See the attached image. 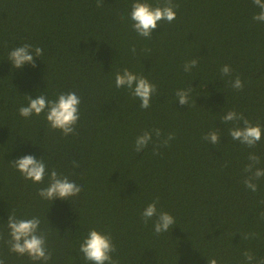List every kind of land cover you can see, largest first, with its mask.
Masks as SVG:
<instances>
[{
  "label": "trees",
  "instance_id": "1",
  "mask_svg": "<svg viewBox=\"0 0 264 264\" xmlns=\"http://www.w3.org/2000/svg\"><path fill=\"white\" fill-rule=\"evenodd\" d=\"M136 0H0V258L5 264H44L9 251L7 220L38 217L52 254L47 264H90L79 252L92 229L110 234L118 264H252L264 259V177L244 184L254 153L264 169V22L253 0H173L171 23L160 21L150 38L132 28ZM144 2V0H141ZM163 6L165 0H146ZM40 47L35 67L14 68L10 51ZM135 47L133 53L131 48ZM197 67L185 72L186 62ZM229 65L230 76L221 74ZM125 68L156 85L150 107L126 87L115 86ZM239 76L244 87L235 90ZM192 88L180 105L176 92ZM80 97L73 134L52 129L45 114L28 118L18 109L27 96L55 100L60 93ZM260 125V142L249 148L232 140L223 123L228 111ZM160 129L140 152L136 137ZM218 131L216 145L203 137ZM174 139L167 147L162 141ZM161 144L158 154L154 147ZM25 155L43 159V183L26 180L12 162ZM78 164L74 166L73 162ZM56 170L81 186L69 200H45L38 190ZM157 201V211L175 219L156 234L155 217L141 213ZM255 234V235H251ZM249 238L245 239L244 236Z\"/></svg>",
  "mask_w": 264,
  "mask_h": 264
},
{
  "label": "clouds",
  "instance_id": "2",
  "mask_svg": "<svg viewBox=\"0 0 264 264\" xmlns=\"http://www.w3.org/2000/svg\"><path fill=\"white\" fill-rule=\"evenodd\" d=\"M260 12L253 16L256 21L264 22V0H253ZM101 0H97V7H101ZM178 4H174L173 0H165L163 6L153 7L147 3L146 0H136L131 5L130 20L132 21V28L143 38H150L154 30L158 28L160 21H167L171 23L176 18L175 9ZM133 53L136 52L135 47L131 48ZM43 50L40 47L33 49L32 45L24 44L10 51L8 60L11 61L12 66L22 68L25 64H31L35 67L34 57H40ZM198 60L192 59L184 64L183 70L190 72L193 68L197 67ZM223 76H230L232 69L229 65H224L220 69ZM115 86L117 88L126 87L130 90L131 95L140 101L139 107L147 109L150 107L152 95L156 92V85L149 82L143 76H138L125 68L122 72H118L115 76ZM231 86L235 90H241L244 85L236 76L231 81ZM192 88L180 89L176 92V97L180 105L185 106L189 102V96ZM28 104L21 106L18 111L20 116L24 118L33 115L39 116L44 113L47 122L52 129L60 130L64 136L73 134L75 125L79 120V105L80 97L75 92L60 93L55 100H49L44 95H39L33 99L27 96ZM223 123L240 122L243 126H236L229 130V136L232 140L239 141L249 148H254L262 137V129L260 125H252V123L244 117L242 113L236 111H228L222 118ZM153 133L157 140L161 137L160 129L153 131H144L143 134L136 137L135 151L140 152L146 148L152 141ZM174 139V134L169 133L167 139L162 141V146L167 147L169 141ZM203 139L212 145L220 142V134L218 131H211L207 133ZM161 144L154 147L153 154H158V148ZM250 163L246 166L245 171L250 175L244 180L247 188L253 192L257 190V185L253 180L264 177V169L255 168L258 164L259 157L254 153H250L248 157ZM13 166L22 174L26 180H31L33 183H43L46 175V164L43 159H37L33 155H25L17 158L12 162ZM74 166L78 164L74 161ZM48 185L38 190V195L49 201L57 198L61 200H69L71 197L78 196L81 192V186L75 182L70 181L67 176L58 174L56 170H51L48 173ZM142 219L145 224L155 217L154 231L156 234L167 232L174 224V217L165 211H157V201L148 204L141 213ZM261 218H264V212L261 213ZM41 221L38 217L30 219H18L14 214H9L7 220V228L9 229L10 239L6 241L9 245V251L18 255H27L32 261H43L47 264L52 258L51 252L46 247V235L39 231ZM255 235V234H251ZM245 239L249 236L245 235ZM0 239H3V234H0ZM79 252L90 264H118L114 260L112 253L116 252V247L112 241L110 234H103L96 229L88 232L87 237L80 244ZM246 264H252L254 256L251 252L245 251L243 253ZM0 264H5V260L0 258ZM208 264H218L216 259H209ZM256 264H264V259L256 262Z\"/></svg>",
  "mask_w": 264,
  "mask_h": 264
}]
</instances>
